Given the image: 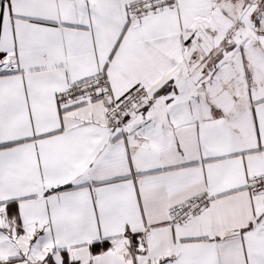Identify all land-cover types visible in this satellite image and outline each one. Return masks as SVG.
<instances>
[{"label": "snow or ice", "instance_id": "6c2138e0", "mask_svg": "<svg viewBox=\"0 0 264 264\" xmlns=\"http://www.w3.org/2000/svg\"><path fill=\"white\" fill-rule=\"evenodd\" d=\"M0 264H264V0H0Z\"/></svg>", "mask_w": 264, "mask_h": 264}]
</instances>
